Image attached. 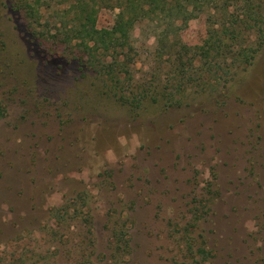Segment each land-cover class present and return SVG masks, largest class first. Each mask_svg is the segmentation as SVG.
<instances>
[{
	"label": "rangeland",
	"instance_id": "obj_1",
	"mask_svg": "<svg viewBox=\"0 0 264 264\" xmlns=\"http://www.w3.org/2000/svg\"><path fill=\"white\" fill-rule=\"evenodd\" d=\"M73 2L0 0V264H264V46L247 69L219 57L229 74L193 49L264 0L137 23L119 83L52 38ZM27 22L65 56L46 62Z\"/></svg>",
	"mask_w": 264,
	"mask_h": 264
},
{
	"label": "trees",
	"instance_id": "obj_2",
	"mask_svg": "<svg viewBox=\"0 0 264 264\" xmlns=\"http://www.w3.org/2000/svg\"><path fill=\"white\" fill-rule=\"evenodd\" d=\"M206 0H74L68 9L63 10L61 15V24L56 30L57 35H53L55 40L58 35L63 34L61 42H71L73 39L80 40L79 54L81 60L85 56L88 57L84 60L85 64L91 69L99 68L104 75L109 76L110 81L120 82V78L116 73L128 65V62H120L118 51L128 45L131 39V34L135 25L143 22L146 19L152 21L159 18H172L176 21L178 16L184 17L186 23L192 18V13L188 11V4L195 6L203 4ZM38 4V3H35ZM16 11H24L23 5L18 2L14 3ZM29 7V5H26ZM25 7V8H26ZM101 8L117 9L114 25L111 29H97V15ZM39 9H31L27 17L33 19L34 22L39 20ZM257 14L250 8L244 13V17L240 19L239 15L232 14L234 18L231 23H224L221 28L217 29L212 27L210 36L201 44L196 45L193 49L196 54L204 60V65L208 66V71L223 68L226 74L230 72V64L224 67L225 62L218 63V58H227L228 54L231 56L230 63L236 64L239 68L244 69L250 67L258 54L264 46V27H258V36L256 41H249L244 44H236L238 35L241 32L239 28L247 29V26H253L251 21L263 23L264 20L259 17H254ZM243 25V27H241ZM238 26V27H236ZM26 32L30 34L39 46L42 47L46 55V62H50L53 58L63 57L65 53L59 54L60 49L58 46L50 44L48 37L49 31L39 32L30 23L25 25ZM233 41L232 43H228ZM237 46V47H236ZM65 50V49H63ZM72 55V56H71ZM69 54L66 60L71 62L77 60L73 54ZM108 56L112 57V62L105 61ZM192 64V63H191ZM190 64V65H191ZM122 67V68H121ZM116 76V77H114ZM120 240V239H119ZM129 245L118 244L116 250L118 254L124 257ZM117 254V255H118Z\"/></svg>",
	"mask_w": 264,
	"mask_h": 264
}]
</instances>
